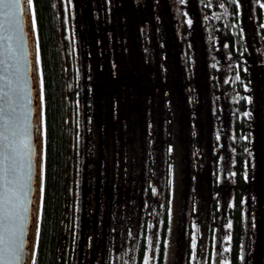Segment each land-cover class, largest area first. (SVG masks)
Segmentation results:
<instances>
[{
    "label": "trees",
    "instance_id": "16d2710c",
    "mask_svg": "<svg viewBox=\"0 0 264 264\" xmlns=\"http://www.w3.org/2000/svg\"><path fill=\"white\" fill-rule=\"evenodd\" d=\"M33 5L46 126L34 264H144L154 233L165 264L175 166L173 264H211L217 231L226 264H264V0Z\"/></svg>",
    "mask_w": 264,
    "mask_h": 264
},
{
    "label": "water",
    "instance_id": "95a60500",
    "mask_svg": "<svg viewBox=\"0 0 264 264\" xmlns=\"http://www.w3.org/2000/svg\"><path fill=\"white\" fill-rule=\"evenodd\" d=\"M33 13L32 0L31 5L26 4L24 8L23 32L11 34V40L5 45L7 52L0 56V61H7L6 64L0 63V87L6 83L4 77L10 82L5 89L9 93L8 99L0 102V109H7L0 113V133L7 135L6 143L15 149L16 169V183L10 186L15 192L12 197L15 220L9 225L8 238L11 243L23 246L19 261L12 264H34L44 194L45 101L37 25L32 24ZM3 142V136H0V143ZM26 143L28 147H25Z\"/></svg>",
    "mask_w": 264,
    "mask_h": 264
},
{
    "label": "snow or ice",
    "instance_id": "6c2138e0",
    "mask_svg": "<svg viewBox=\"0 0 264 264\" xmlns=\"http://www.w3.org/2000/svg\"><path fill=\"white\" fill-rule=\"evenodd\" d=\"M32 0H0V56H4L7 52L5 45L11 40L12 33L23 32L22 16L25 5H31ZM35 14L33 13L32 24L35 26ZM191 24V21H189ZM0 63H7L6 60ZM7 69H5L6 71ZM238 78V77H237ZM6 83L0 87V102H5L8 99V91L5 89L9 87L10 82L7 77L3 78ZM7 109H0V113ZM245 115H248L245 113ZM7 119H5V126H7ZM3 136V143H0V264L8 261L12 264L14 261H19L20 254L23 251L22 244L15 245L9 241V225L14 222L15 216L12 209L15 207L12 197L15 195L14 189L10 187L16 183L15 175V149L9 143L7 135L0 133ZM25 147H28L27 143ZM29 167V175L31 164Z\"/></svg>",
    "mask_w": 264,
    "mask_h": 264
},
{
    "label": "rangeland",
    "instance_id": "374dc122",
    "mask_svg": "<svg viewBox=\"0 0 264 264\" xmlns=\"http://www.w3.org/2000/svg\"><path fill=\"white\" fill-rule=\"evenodd\" d=\"M170 180L172 183V196H171V229L168 234V240H167V252L165 255V264H173L176 256V224L177 219L180 211V200H181V190H182V183H181V175L179 172L178 167H174L173 172L171 173ZM198 236V235H197ZM219 237L220 232L217 231L216 238L212 246L211 251V264H226V258L221 250V247L219 245ZM150 243L147 251V255L145 258L144 264H156V240L157 235L156 233L149 236ZM205 249H208L209 245V239L208 237L205 238Z\"/></svg>",
    "mask_w": 264,
    "mask_h": 264
}]
</instances>
